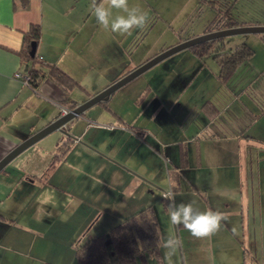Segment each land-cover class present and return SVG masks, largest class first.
Instances as JSON below:
<instances>
[{
  "label": "rangeland",
  "instance_id": "1",
  "mask_svg": "<svg viewBox=\"0 0 264 264\" xmlns=\"http://www.w3.org/2000/svg\"><path fill=\"white\" fill-rule=\"evenodd\" d=\"M145 1L148 3H145L144 9L143 0H135L133 6L138 5L148 12L149 24L145 29H137L128 35L125 45H119V41H115L113 43L103 42L99 47H86L88 54L85 56V60L89 65L100 67L102 71L101 77L97 74L89 77L90 72L87 71L86 75H88L84 77L87 84L94 87L111 84L119 78L111 77L115 66L119 70L130 62H132V66H136L162 50L185 40L188 35L202 34L205 28L211 26L216 15V9L209 1H216L217 7L220 9L228 7L237 20H258L264 23V0ZM214 27L212 25V28ZM222 38L226 49L245 43L252 50L249 58L228 80L218 77L217 64L210 54L199 58L190 47H187L161 59L110 95L109 108L119 112L127 125L142 128L144 139L140 142L137 139L133 141L135 159L133 162L128 159L122 165L124 169L132 168L131 170L135 169L136 171L127 172L122 168L119 169L118 181L115 184H120V187L125 186V188L132 187L131 185L127 187L130 182L137 185V190L133 191L131 195L135 199L136 195H143L152 202L160 238L176 237L175 230L172 232L175 226L169 222L167 215L168 201L162 197L161 193L169 190V177L179 170L180 143L185 142V147L191 155L190 161L194 164L182 169L185 172L183 174L199 178L201 182L198 187L201 189L195 192L189 191V196L184 194L181 203L192 202L198 210H204L207 208L205 205L208 202L210 204L214 202L213 206L217 208L218 201H215V197L218 199V196H222L224 200L231 199L235 204L238 200V191L223 190L218 192L215 183H210L208 186L206 181L216 178L228 185V179L231 183L233 177L235 180L237 179L240 185L238 187L243 189L246 199L255 200L257 205L260 201L262 205L261 212L257 214V220L255 222L250 220L246 224L248 232L252 233L251 237L255 236L256 232L259 234L256 239L259 249L257 248V252L253 250V254L256 255L259 264H264V117H260L261 106L257 105L260 104L264 107V33L241 32ZM204 102L208 103L205 108H202L201 105ZM214 112L216 113L214 119H208L207 114L210 115ZM87 113L92 116L91 121L96 123L116 120L115 117H112L111 112L102 108L98 103L88 107ZM218 128L225 134V138L212 140L213 144L211 142L209 150L217 152L221 149L225 150L226 154H231L228 159L220 161L222 167L218 166L217 160H215L218 164L216 166H204V156H201L200 171L195 165L193 153L197 147L195 141H199L201 149L204 150V136L207 132ZM74 129L75 127L71 131ZM241 133L243 136H240ZM110 134V131L101 132V136L106 140L112 137ZM218 134L220 135V133ZM248 134L255 135L257 140L250 139L249 143H244V136ZM47 135L52 137L49 136L52 133ZM235 136L236 138H234ZM82 141L88 144L84 139ZM35 145L38 147V144ZM40 145L48 147L45 140H42ZM103 146L107 147V143L101 145L92 143L89 147L94 151L89 148L78 154L74 151L69 160L73 162L72 159L79 158L86 166H101L109 169L111 164L96 152L105 150ZM244 152L246 153L244 162L243 160L241 162L240 154L243 155ZM127 154L125 153V155ZM251 156L252 162L250 163ZM203 176L207 178H201ZM70 182L73 184V181ZM185 187L189 188L186 182L181 185L180 189ZM117 191H122V188ZM187 197H189L188 201ZM106 208L102 213V219L110 212ZM133 208L136 207H132L129 211H133ZM259 215L262 221H259ZM74 216L76 215H70L71 223H73ZM42 218L45 219L44 216ZM233 218L238 219V217ZM227 223L229 224V222ZM46 226L47 222L39 224V231L44 235H39L37 240H33L29 252H27L28 247L26 246L31 239L30 236L21 235L25 247L17 248L19 243L16 242V251L13 250L14 245L11 243L14 239H8L5 242L8 247L0 248V264H42L44 260L52 261L54 264H77L76 246L96 236L99 232L107 233L110 223L94 221L90 226L88 225V229V226L84 229L87 232L85 239L83 238L85 232L80 237L69 238L71 233L69 228H64L56 233L53 239L51 234L40 230H45ZM229 226L232 228L231 225ZM236 227L234 232L240 240L242 232L239 227ZM224 237L226 238V236ZM260 237L263 242L261 249ZM233 238L234 236H232ZM180 239L183 241L181 247L183 252L180 248L177 249V254L165 258L167 250L160 247V259L150 257L147 264H184V262L185 264H215V261H218L216 255H213L206 247L208 238H193L191 243L188 239Z\"/></svg>",
  "mask_w": 264,
  "mask_h": 264
},
{
  "label": "crops",
  "instance_id": "2",
  "mask_svg": "<svg viewBox=\"0 0 264 264\" xmlns=\"http://www.w3.org/2000/svg\"><path fill=\"white\" fill-rule=\"evenodd\" d=\"M134 2L135 0H129V5L133 6ZM145 3L148 2L143 0V9ZM91 5L92 0H0V159L15 145L55 119L60 114L62 107L70 108V101H67L66 97H71L78 104L110 85L94 87L84 81V77L88 75H86L87 71L90 72L89 77L96 76V74L99 77L102 76L100 67L89 65L85 60V56L88 54L86 47H99L103 42L113 43L115 41H119V45H125L128 35H119L102 29L92 15ZM115 14L118 13L114 10ZM32 24H38L40 27V35L35 42V56L47 64H55L78 82L68 93L47 74L39 79L38 85L35 87L23 83L21 79L14 76L17 71H25L29 67L28 64L31 60L23 56V47L24 35L28 33ZM205 30L204 32H206ZM192 36L195 35L187 37ZM123 52H125L124 49ZM141 63L143 61L132 66V62H130L120 70L115 66L111 77L120 78ZM99 102L97 103L104 108ZM257 105L261 106L260 117L263 118L264 107L260 104ZM87 111L88 108L81 116L71 121L68 125V133L54 130L50 132L52 135H49L52 137H48L46 134L47 136H43L21 151L0 170V248L8 247L5 242L8 239H14L11 241L14 245L13 250L16 251V242L19 243L17 248L22 249L25 246L21 235H27L31 237L26 246L28 247L27 252L31 251L33 240H37L39 235H44L39 231L40 223L47 222L46 231L40 230L51 234L53 239L56 233L64 228H69L71 232L69 238L80 237L85 232L84 229L96 220L110 223V228L131 217L141 206H152V202L143 195H136V199L131 195L133 191L137 190V185L134 183H128L127 187L132 186L128 188L115 184L118 181L119 169L122 168L127 172L136 171L135 169L131 170L132 168L124 169L122 165L128 159L132 162L135 159L133 156L135 149L132 143L136 139L139 142L144 141L142 128L127 125L116 110H113L115 114L111 113L112 117L116 118L115 121L100 123L91 121L93 118ZM215 114V112L207 114L208 119H214ZM73 127L75 129L71 131ZM108 131L111 132L112 137L106 140L101 136V132ZM221 133L219 128L207 132L203 139L204 150L201 149L200 142L195 141L197 147L193 153L198 170L201 171V156H204V166L207 167L218 165L217 161L219 162L218 166L222 167L220 161L228 159L231 153L226 154L225 150L220 149L217 152L209 150L212 140L223 139L225 134ZM67 136L70 137L68 150L50 166L52 154L56 152L58 144ZM240 136H243L242 133ZM244 138V143H249L250 139L257 140L256 136L252 134H248ZM83 139L88 144L83 142ZM42 140L48 144L47 148L40 145ZM105 142L107 143V147L103 146L105 150L96 152L111 164L109 169L101 166H86L79 158L72 159L73 162L69 160L74 151L78 154L86 148L91 149L89 145L92 143L101 145ZM35 144H38V147H35ZM180 145L179 170L169 177L168 183V186L170 183L175 185L172 191L177 192L175 199L178 204L182 202L184 194L189 196V191L195 192L201 189L198 187L201 182L199 178L183 174L185 172L182 169L191 167L194 163L190 161L191 155L185 147L186 143L181 142ZM125 153L128 154L125 155ZM245 154V152L243 155L240 154L241 162L242 160L244 162ZM215 160L217 161L215 162ZM249 162H252V156L249 158ZM201 178L206 179L207 177ZM234 180L233 177L231 183L228 179L230 185L216 178L206 181L208 186L210 183H215L218 192L223 190L238 191V200L235 204L231 199L224 200L222 196H218V199L215 197V201H218L217 208L213 206L214 202L210 204L207 201L208 204L205 205L207 208L204 210L211 208L227 212L230 215V220L229 224L225 223L220 232L207 239L208 246L206 247L213 255H216L218 261H215V264H259L256 255L253 254V250L257 252V248L259 249L256 240L259 234L256 232L255 236L251 237L252 233L248 232L246 223L250 220L254 222L257 220V214L261 212L262 205L260 201L257 205L255 200L246 199L243 189L238 187L240 186L239 181ZM70 181H73V184ZM184 182L188 184L189 188L180 189ZM119 188H122V191H117ZM116 192L123 194L119 195ZM188 200L189 197H187ZM105 207L111 215L107 214L102 219ZM132 207L136 208L129 211ZM70 215H76L73 223L70 222ZM43 216L45 219L42 218ZM233 217H238V219L235 220ZM259 221H262L260 215ZM235 227H239L242 232L240 240L234 232ZM174 230L176 237L188 239L189 243L193 241L194 237L183 226H175L172 232ZM232 236H234L233 239ZM86 237L87 232L83 234V238ZM215 237L218 238L214 239ZM235 239L238 241H234ZM259 242L261 249L263 245L261 237ZM181 252H183L182 248ZM42 262L52 261L44 260Z\"/></svg>",
  "mask_w": 264,
  "mask_h": 264
},
{
  "label": "trees",
  "instance_id": "3",
  "mask_svg": "<svg viewBox=\"0 0 264 264\" xmlns=\"http://www.w3.org/2000/svg\"><path fill=\"white\" fill-rule=\"evenodd\" d=\"M209 2L216 9V15L212 20V24H210L211 26L205 30L206 32L237 25L263 23L258 20H237L228 7L220 9V7H217L216 1ZM212 25L215 27L212 28ZM39 35L40 27L38 24H32L28 33L24 35L23 56L31 60L27 68L30 74L29 84L32 87L37 86L39 79L47 74L68 93L78 84L76 79L55 64H47L35 55H30L31 43L37 42ZM190 49L199 58L210 54L217 64L218 77L222 80H228L232 77L252 54L251 48L245 43L226 49L222 37L200 42L191 46ZM65 99L70 101V108L77 104L71 97ZM99 103H102L103 107L109 112L115 114L108 106V99ZM207 103L204 102L202 107L205 108ZM117 117L119 118V116ZM69 140L70 137L67 136L58 144L56 152L52 154L50 159V166L68 150ZM159 239L160 233L154 209L151 205L141 206L124 222L111 226L107 233L98 234L78 244L75 248L76 262L77 264H147L148 257L158 259L161 257L160 247L158 246ZM43 264L54 263L44 262Z\"/></svg>",
  "mask_w": 264,
  "mask_h": 264
},
{
  "label": "clouds",
  "instance_id": "4",
  "mask_svg": "<svg viewBox=\"0 0 264 264\" xmlns=\"http://www.w3.org/2000/svg\"><path fill=\"white\" fill-rule=\"evenodd\" d=\"M91 10L102 29L119 35H131L133 31L145 29L149 24L148 12L138 5L130 6L129 0H92ZM114 10L118 14L114 15ZM174 187V183H170L169 190L161 193L168 201L169 222L177 227L183 226L192 237L211 238L230 220L227 212L211 208L201 211L192 202L178 204L172 191ZM182 245L183 241L179 237L167 236L158 240V246L167 250L165 258L174 255Z\"/></svg>",
  "mask_w": 264,
  "mask_h": 264
},
{
  "label": "water",
  "instance_id": "5",
  "mask_svg": "<svg viewBox=\"0 0 264 264\" xmlns=\"http://www.w3.org/2000/svg\"><path fill=\"white\" fill-rule=\"evenodd\" d=\"M241 32H252V33H264V24H252V25H237L231 27H225L213 31L204 32L199 35H195L193 37L187 38L173 46H170L161 52L157 53L156 55L152 56L148 60L144 61L134 69L127 72L122 77L118 78L110 85L106 86L92 97H89L85 101L78 103L73 108H69L66 113H61L55 117L52 121L46 124L44 127L40 128L29 137L15 145L10 151H8L1 159H0V170L8 164L17 154L21 151L35 143L37 140L45 136L46 134L54 131L59 130L62 133H68V125L76 119L77 117L81 116L82 113L90 107L92 104L97 103L99 101H104L109 98V96L120 86L124 85L128 81L132 80L140 73L145 71L147 68L152 66L153 64L157 63L161 59L169 56L170 54L187 48L191 47L195 44H198L203 41H207L214 38L223 37L229 34L234 33H241ZM36 52V43L32 42L30 47V55L34 56Z\"/></svg>",
  "mask_w": 264,
  "mask_h": 264
},
{
  "label": "built area",
  "instance_id": "6",
  "mask_svg": "<svg viewBox=\"0 0 264 264\" xmlns=\"http://www.w3.org/2000/svg\"><path fill=\"white\" fill-rule=\"evenodd\" d=\"M15 77L19 78L22 80L23 83L29 84V79H30V74L28 70H21V71H17L14 74ZM69 110L68 107H62L61 108V113H66Z\"/></svg>",
  "mask_w": 264,
  "mask_h": 264
}]
</instances>
